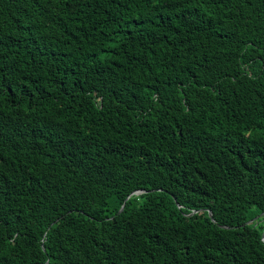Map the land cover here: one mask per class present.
<instances>
[{
  "label": "trees",
  "instance_id": "obj_1",
  "mask_svg": "<svg viewBox=\"0 0 264 264\" xmlns=\"http://www.w3.org/2000/svg\"><path fill=\"white\" fill-rule=\"evenodd\" d=\"M262 212L264 0H0V264H264Z\"/></svg>",
  "mask_w": 264,
  "mask_h": 264
},
{
  "label": "water",
  "instance_id": "obj_2",
  "mask_svg": "<svg viewBox=\"0 0 264 264\" xmlns=\"http://www.w3.org/2000/svg\"><path fill=\"white\" fill-rule=\"evenodd\" d=\"M142 191H144V190H137V191H135V193H140V192H142ZM123 208H124V204L121 206V208H120L119 211L123 210ZM263 214H264V212H262L260 215H263ZM210 215H211V216L213 215L212 211H210ZM260 215L255 216L254 218L248 220L247 223L254 221V220L257 219ZM263 236H264V233H263Z\"/></svg>",
  "mask_w": 264,
  "mask_h": 264
}]
</instances>
